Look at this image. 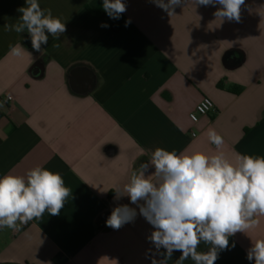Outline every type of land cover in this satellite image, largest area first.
Returning a JSON list of instances; mask_svg holds the SVG:
<instances>
[{"label": "crops", "instance_id": "obj_1", "mask_svg": "<svg viewBox=\"0 0 264 264\" xmlns=\"http://www.w3.org/2000/svg\"><path fill=\"white\" fill-rule=\"evenodd\" d=\"M123 2L126 12L111 19L103 0H38L66 31L59 41L49 35L37 53L27 32L4 28L17 22L26 0H0V176L40 165L72 190L59 215L0 229V264L164 260L147 239L153 226L112 189L123 190L157 147L214 154L209 128L223 137L229 158L264 156V0H245L239 23L215 17L219 5L192 0L171 17L151 0ZM16 44L25 49L19 57L9 53ZM72 76L87 78L86 93L73 90ZM7 95L12 101L4 103ZM203 97L214 109L192 123L189 113ZM124 204L136 209L134 222L108 227L113 208ZM257 219L255 229L229 237L215 264H254L246 257L252 241L264 239V216ZM181 254L174 251L167 264Z\"/></svg>", "mask_w": 264, "mask_h": 264}, {"label": "clouds", "instance_id": "obj_2", "mask_svg": "<svg viewBox=\"0 0 264 264\" xmlns=\"http://www.w3.org/2000/svg\"><path fill=\"white\" fill-rule=\"evenodd\" d=\"M151 2L171 17L184 0ZM192 3L219 5L215 17L239 23L245 0H192ZM26 5L17 9L22 14L17 22L4 28L27 32L33 51L39 53L42 45L48 44L49 35L59 41L66 24L54 17L51 9H42L38 0H26ZM102 8L111 19H119L127 10L123 0H103ZM129 23L127 20L125 26ZM101 27L109 25L102 23ZM52 46L59 49L61 45ZM24 51L20 44L9 49L10 55L17 57ZM206 136L215 145L214 154L201 150L177 153L157 147L150 159L133 171L123 190L118 186L112 189L116 199L129 197L138 206L139 214L153 226L154 231L147 239L164 260L153 257L151 264H167L174 251L182 253L175 264H184L189 258L194 264H215L219 252L229 249V237L255 229L259 224L257 217L264 216V156L237 153L234 159L229 158L222 150L223 137L215 129L209 128ZM150 166L154 172L146 175ZM69 197L72 190L65 185L63 176L43 166L37 165L24 175L4 174L0 176V229L19 231L21 225L41 220L46 212L57 216ZM136 216L135 208L118 205L106 225L118 230L134 222ZM201 243L210 246L207 252L197 250ZM231 247H235L234 242ZM161 249L165 251L161 253ZM246 258L254 264H264V239L252 241Z\"/></svg>", "mask_w": 264, "mask_h": 264}, {"label": "built area", "instance_id": "obj_3", "mask_svg": "<svg viewBox=\"0 0 264 264\" xmlns=\"http://www.w3.org/2000/svg\"><path fill=\"white\" fill-rule=\"evenodd\" d=\"M12 97L10 95H7L5 97V100H3L4 103L11 102ZM214 109L213 102L208 97H203L194 107V109L189 113V119L192 123H196L201 116H205L212 112ZM195 134L192 133V136Z\"/></svg>", "mask_w": 264, "mask_h": 264}, {"label": "water", "instance_id": "obj_4", "mask_svg": "<svg viewBox=\"0 0 264 264\" xmlns=\"http://www.w3.org/2000/svg\"><path fill=\"white\" fill-rule=\"evenodd\" d=\"M84 79H86V81ZM70 84H71V87L73 88V90H75L79 93H86L88 91L87 78H84V77L82 78L79 76H72L70 79ZM81 84L83 85L82 87L84 88V90H79V89L75 88L77 85H81Z\"/></svg>", "mask_w": 264, "mask_h": 264}]
</instances>
